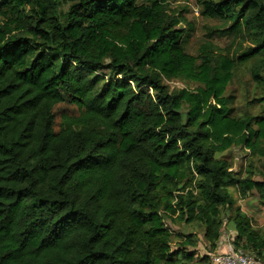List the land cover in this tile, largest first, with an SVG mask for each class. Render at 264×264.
<instances>
[{
  "label": "trees",
  "instance_id": "16d2710c",
  "mask_svg": "<svg viewBox=\"0 0 264 264\" xmlns=\"http://www.w3.org/2000/svg\"><path fill=\"white\" fill-rule=\"evenodd\" d=\"M197 2L240 25L235 60L186 52L168 0H0V264H212L226 230L264 264V229L230 193L264 206V176L220 157L264 144V0ZM250 61L261 112L233 115L225 91Z\"/></svg>",
  "mask_w": 264,
  "mask_h": 264
},
{
  "label": "rangeland",
  "instance_id": "374dc122",
  "mask_svg": "<svg viewBox=\"0 0 264 264\" xmlns=\"http://www.w3.org/2000/svg\"><path fill=\"white\" fill-rule=\"evenodd\" d=\"M170 6L177 10L184 9V16L192 26L190 36L185 44V51L190 54H200L203 51L221 53L231 59L236 58L247 46V40L241 31L240 25L230 22H220L216 19L208 18L200 13V7L197 0H168ZM63 11L65 6H62ZM252 61L245 65H239L232 81L226 88L225 96L228 98V107L233 115L251 114L257 115L261 109L255 106L252 101L253 85L248 73V68ZM163 83L170 91L188 88L192 89L195 84L182 80H165ZM64 105H58L55 110V129L59 121V114L64 109ZM260 151L253 155L248 150L238 147H232L230 150L220 154L221 158L228 160L232 170L236 173H242L245 169L253 172V179L259 180L264 176V144L261 145ZM232 197L235 199L236 206L252 219L256 228L264 229V206H262L255 196L241 199L237 196L234 189H230ZM171 231L175 233H196L201 237V226H187L183 223H171L167 221ZM226 231H223V233ZM177 242V241H175ZM201 253H209L199 247Z\"/></svg>",
  "mask_w": 264,
  "mask_h": 264
},
{
  "label": "built area",
  "instance_id": "2783aa9c",
  "mask_svg": "<svg viewBox=\"0 0 264 264\" xmlns=\"http://www.w3.org/2000/svg\"><path fill=\"white\" fill-rule=\"evenodd\" d=\"M212 264H262L254 259L252 255L233 249L228 243L226 251L221 253H209Z\"/></svg>",
  "mask_w": 264,
  "mask_h": 264
},
{
  "label": "crops",
  "instance_id": "0c3cea01",
  "mask_svg": "<svg viewBox=\"0 0 264 264\" xmlns=\"http://www.w3.org/2000/svg\"><path fill=\"white\" fill-rule=\"evenodd\" d=\"M235 232L229 230L226 233L221 234L220 240L217 243L216 249L213 253H221L227 250L228 243L234 238Z\"/></svg>",
  "mask_w": 264,
  "mask_h": 264
}]
</instances>
